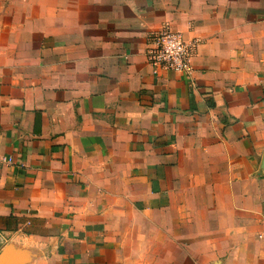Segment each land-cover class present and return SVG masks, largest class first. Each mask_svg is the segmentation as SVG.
Segmentation results:
<instances>
[{"label": "crops", "instance_id": "crops-1", "mask_svg": "<svg viewBox=\"0 0 264 264\" xmlns=\"http://www.w3.org/2000/svg\"><path fill=\"white\" fill-rule=\"evenodd\" d=\"M167 30L189 74L147 62ZM262 111L264 0H0V253L264 264Z\"/></svg>", "mask_w": 264, "mask_h": 264}, {"label": "built area", "instance_id": "built-area-1", "mask_svg": "<svg viewBox=\"0 0 264 264\" xmlns=\"http://www.w3.org/2000/svg\"><path fill=\"white\" fill-rule=\"evenodd\" d=\"M195 48L182 34L167 30L148 38L146 60L156 73L189 74Z\"/></svg>", "mask_w": 264, "mask_h": 264}, {"label": "rangeland", "instance_id": "rangeland-1", "mask_svg": "<svg viewBox=\"0 0 264 264\" xmlns=\"http://www.w3.org/2000/svg\"><path fill=\"white\" fill-rule=\"evenodd\" d=\"M259 117L260 121L256 123L254 128V134L250 140V152H249V167L251 172L248 177L252 185V193L254 195V202L256 208L255 214V230H264V223L258 220V212L260 210L259 203L264 205V111L260 112ZM240 178L245 177L246 174L240 173ZM241 181V180H240ZM242 195H240V204L242 201ZM260 232V231H258ZM18 255V261L22 262L28 258L25 254H16ZM259 258V256H257ZM191 264H199L198 260H191ZM212 264V263H209Z\"/></svg>", "mask_w": 264, "mask_h": 264}, {"label": "water", "instance_id": "water-1", "mask_svg": "<svg viewBox=\"0 0 264 264\" xmlns=\"http://www.w3.org/2000/svg\"><path fill=\"white\" fill-rule=\"evenodd\" d=\"M14 254L12 249L10 247L5 248L1 253H0V264H7V262L12 261L14 263H19L18 261V255L14 257Z\"/></svg>", "mask_w": 264, "mask_h": 264}]
</instances>
